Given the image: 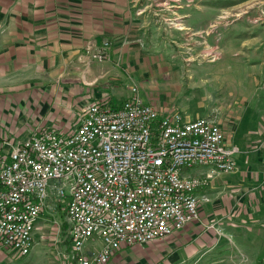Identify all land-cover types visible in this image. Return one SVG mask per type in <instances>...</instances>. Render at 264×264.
<instances>
[{"label": "crops", "instance_id": "1", "mask_svg": "<svg viewBox=\"0 0 264 264\" xmlns=\"http://www.w3.org/2000/svg\"><path fill=\"white\" fill-rule=\"evenodd\" d=\"M168 4L192 33L214 30L211 7L201 0H0V166L15 145L36 132L70 134L81 124L91 103L117 105L127 99L131 80L126 70L153 61L146 44L175 33L176 27L164 22L165 13L171 14L166 10ZM105 41L110 43L106 47L109 57L96 60L92 54ZM204 41L212 52L209 40ZM254 107L227 118V125L220 123L226 145L236 149L235 170L218 171L202 165L186 171V175L210 180L197 191L200 218L163 238L123 245L107 264H178L216 256L213 247L223 239L217 228L237 226H229L231 220H226L225 226L216 223L220 214L243 197L254 210L257 196L264 195V100ZM46 206L62 208L54 202ZM47 207L36 223L29 254L44 255V264H53L55 249L48 253L35 245L40 239L47 241L50 233ZM64 222L65 249L69 242ZM245 240L243 249L255 251L256 243ZM102 246L99 240L88 243L92 250ZM263 251L255 259L249 252V256L243 253L244 258L261 264ZM10 255L13 253L0 247V264L10 261Z\"/></svg>", "mask_w": 264, "mask_h": 264}, {"label": "built area", "instance_id": "2", "mask_svg": "<svg viewBox=\"0 0 264 264\" xmlns=\"http://www.w3.org/2000/svg\"><path fill=\"white\" fill-rule=\"evenodd\" d=\"M104 46L92 55L109 57ZM236 149L207 118L162 114L137 87L122 103L93 102L70 134L38 131L0 166V247L28 255L53 194L64 201L70 264H107L123 245L147 243L200 218L197 191L209 178L184 168L236 167ZM99 240L100 249L88 248Z\"/></svg>", "mask_w": 264, "mask_h": 264}, {"label": "rangeland", "instance_id": "3", "mask_svg": "<svg viewBox=\"0 0 264 264\" xmlns=\"http://www.w3.org/2000/svg\"><path fill=\"white\" fill-rule=\"evenodd\" d=\"M201 1L211 7L214 30L192 33L171 13L173 6L168 4L169 10H166L171 14L165 13L167 19L164 22L176 27L175 33L159 36L152 44H146L153 61L135 66L131 72L126 70L131 80V87L126 88L137 87L142 99L152 103L161 113H179L185 120L207 118L227 125L230 123L227 118L231 120L232 115H239L241 109L258 108L264 100L261 99L264 97V0ZM204 39L209 40L212 52L207 50ZM194 169L184 168L183 173ZM256 199L259 202L254 210L249 209L247 199L243 197L229 211L220 214L222 218L216 223L225 226L226 220H231L229 226H237L217 228V234L223 239L213 247L216 256L208 260L198 257L178 264H251L243 253L252 254L255 259L264 249V195ZM52 201L62 208L51 210L45 206V215L50 217L47 226L50 233L45 236L47 241L40 239L35 245L48 253L55 249L56 262L53 264H70L61 233L64 220L65 229L68 226L65 202L51 194L47 204L52 206ZM245 239L256 243L247 246L253 245L255 251L243 249ZM33 255L13 254L10 261L2 264H44V255Z\"/></svg>", "mask_w": 264, "mask_h": 264}]
</instances>
